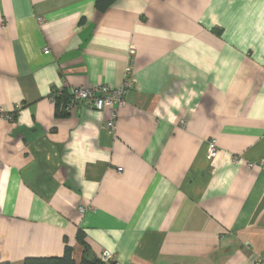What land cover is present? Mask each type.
Here are the masks:
<instances>
[{"label": "crops", "instance_id": "obj_1", "mask_svg": "<svg viewBox=\"0 0 264 264\" xmlns=\"http://www.w3.org/2000/svg\"><path fill=\"white\" fill-rule=\"evenodd\" d=\"M98 1L0 0V262L264 264V0Z\"/></svg>", "mask_w": 264, "mask_h": 264}, {"label": "built area", "instance_id": "obj_2", "mask_svg": "<svg viewBox=\"0 0 264 264\" xmlns=\"http://www.w3.org/2000/svg\"><path fill=\"white\" fill-rule=\"evenodd\" d=\"M39 21L42 22L43 18H39ZM44 52L49 53V49L46 48ZM126 75L124 83L120 87H112L103 83H97L92 86L71 87L69 89L70 100L66 105V110L71 109L75 104H84L91 109L99 111L109 110L110 117L106 125L109 128H115L119 110L126 105L127 93L135 83V79L132 77V56L129 58ZM52 100H55V95L52 96ZM5 117L12 119L13 115L5 114ZM208 150L211 157L217 154L216 140L210 142ZM118 170L121 172L123 168H119ZM88 209L89 207L81 206L80 212H85ZM101 259L109 263L113 259V254L103 252Z\"/></svg>", "mask_w": 264, "mask_h": 264}, {"label": "trees", "instance_id": "obj_3", "mask_svg": "<svg viewBox=\"0 0 264 264\" xmlns=\"http://www.w3.org/2000/svg\"><path fill=\"white\" fill-rule=\"evenodd\" d=\"M107 1V0H103ZM103 1H98V6H103ZM110 2V0H109ZM62 95V104L58 99H56L57 103V112L59 114H66V105L70 100V93L65 91ZM77 239L82 246V256L79 261H77L74 257V247L70 244H66L64 248V252L61 256H33L27 257L24 259L22 264H109L108 262L103 261L101 258L97 257L90 249L88 243L85 240L84 233L79 230L77 234ZM0 264H11L9 262H0Z\"/></svg>", "mask_w": 264, "mask_h": 264}, {"label": "water", "instance_id": "obj_4", "mask_svg": "<svg viewBox=\"0 0 264 264\" xmlns=\"http://www.w3.org/2000/svg\"><path fill=\"white\" fill-rule=\"evenodd\" d=\"M111 264H113V263L111 262Z\"/></svg>", "mask_w": 264, "mask_h": 264}]
</instances>
